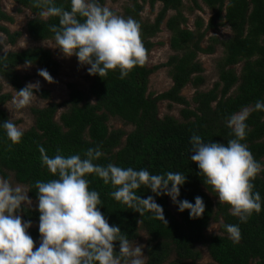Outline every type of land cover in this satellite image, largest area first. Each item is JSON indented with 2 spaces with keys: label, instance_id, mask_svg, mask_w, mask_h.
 <instances>
[{
  "label": "trees",
  "instance_id": "1",
  "mask_svg": "<svg viewBox=\"0 0 264 264\" xmlns=\"http://www.w3.org/2000/svg\"><path fill=\"white\" fill-rule=\"evenodd\" d=\"M23 9L29 10L35 18L26 25V31L34 42L54 41L50 25H58L57 18L43 21L39 18L40 9L33 6L34 0H11ZM106 0H100L105 4ZM116 2L118 0H111ZM185 0H132V7L125 10L140 25L141 40L149 54L153 44L151 39L160 31L167 14L174 15L165 21V27L171 34L169 47L173 55L161 66L169 69L172 87L167 92L152 97L147 95L149 76L158 68L147 69L146 65L134 67L121 79L119 70L109 72L105 77L93 75L88 93L69 86L68 100L61 104H49L43 109H32L33 127L24 132L21 141L12 144L0 128V176L8 178L12 174L16 183L22 184L28 196L37 202V180L54 179L42 166L39 146H43L49 156L57 150L65 156L79 154L83 158L90 147H99L103 155L96 163H113L120 167H133L149 170L152 174L169 171L186 175V183L180 188L179 200L194 202L196 196L202 197L205 211L198 219L189 217L188 211L176 215L169 209V197L155 195L147 188H141L137 194L141 198L152 196L163 207L167 224L154 218L151 210L137 213L112 197L114 188L105 185L95 176H89V188L100 195L101 213L110 225L119 226L129 240L136 242L140 232L147 239L146 264H198L201 252L197 246L204 247L211 259V264H264V171L253 181L254 191L259 192L262 209L253 213L246 223L229 213L227 205L214 206L208 194L211 188L205 186L199 176L197 165L191 162L190 138L195 133L204 142L227 144L232 139L231 129L227 127L228 118L243 107H252L257 101H264V0H202L205 7L213 13L208 26L201 33L202 21L197 19L195 32L183 29L187 19L182 7ZM200 9L197 0H189ZM1 2V0H0ZM57 6L69 9L68 0H55ZM162 5L152 24L141 23L140 13L145 5L152 9L155 4ZM2 20H12L3 13ZM224 20L232 37L223 42L212 39L213 47L206 50L201 42L207 33L214 29L215 21ZM0 32L7 38L8 45H15L21 33H10L0 27ZM224 49V57L218 63V83L206 92L198 89L204 80L200 76L201 65L197 62L199 53L212 54L214 46ZM46 69L51 76L59 73L60 66L52 54L43 48H31L22 52L2 53L0 47V79L13 90L24 88L16 69L28 64ZM241 65L239 75L235 67ZM191 85L196 91L192 98L194 109L180 95ZM1 90V88H0ZM232 91H234L232 93ZM44 98L47 94L38 93ZM11 100L10 94L0 92V122L8 120L3 106ZM166 101L184 106L180 111L182 121L171 116L158 117V103ZM60 114L58 122L57 113ZM118 119L133 130L126 133L110 130L109 120ZM247 144L253 157L263 163L264 159V111H253L246 121ZM170 187V186H169ZM207 187V188H206ZM19 211L22 221H30L36 228H30L33 241L40 239L38 232L39 213L22 206ZM239 224L241 240L233 243L224 232L209 235L205 233L211 223ZM119 243L114 242V252L118 253Z\"/></svg>",
  "mask_w": 264,
  "mask_h": 264
},
{
  "label": "clouds",
  "instance_id": "2",
  "mask_svg": "<svg viewBox=\"0 0 264 264\" xmlns=\"http://www.w3.org/2000/svg\"><path fill=\"white\" fill-rule=\"evenodd\" d=\"M68 3L69 9H65L57 6L55 0H34L33 6L40 9L41 20L58 19V25L49 26L54 34V46L43 42L45 46L59 49L65 57L75 56L81 66H88V75L100 78L119 70L123 79L134 67L145 64L148 53L136 20L119 15L100 0H68ZM22 40L26 47L25 38ZM38 75L48 83L53 82L46 69H40ZM38 89L39 82L27 84L15 91L13 103L21 109L31 105ZM253 111H264V101L243 107L228 118L227 127L233 138L226 145L204 142L195 133L190 138L191 162L197 165L203 183L240 223H246L253 213L259 214L262 209L261 196L254 191L253 181L264 171V163L257 161L243 142L246 121ZM0 128L12 144L19 143L24 135V129L12 119L0 122ZM38 151L42 166L55 177L37 180L34 185L39 246L35 247L28 232L31 222L22 221L18 211L32 204L30 191L0 176V264H146L143 246L129 240L119 226L110 225L101 213L100 195L90 190L89 176L110 184L114 188L111 193L114 200L135 208L139 214L151 210L154 218L165 225L163 207L152 196L141 198L137 194L141 188L157 196H168L179 212L188 211L192 219L200 218L205 211L200 196L194 202L178 199L187 179L180 172L152 174L144 168L102 165L96 163L103 155L98 146L88 148L83 158L79 154L65 156L59 150L49 156L43 146ZM221 227L233 243H239V224L221 221L211 223L208 230L217 232ZM114 242L119 243L118 253L114 252ZM205 261L206 257L201 264Z\"/></svg>",
  "mask_w": 264,
  "mask_h": 264
},
{
  "label": "rangeland",
  "instance_id": "3",
  "mask_svg": "<svg viewBox=\"0 0 264 264\" xmlns=\"http://www.w3.org/2000/svg\"><path fill=\"white\" fill-rule=\"evenodd\" d=\"M198 9L193 2L189 0L183 1L182 12L183 16L187 19V23L183 26V29H187L189 31L195 32L196 26L195 23L197 19L202 21L201 33L205 31L208 26L209 20L213 16V13L209 11L205 5L202 3V0H197ZM105 4L117 12L119 15H122L125 18L132 17L131 14H126L125 10L132 7V0H118L116 2H112L111 0H106ZM162 5L160 3L155 4L152 9L148 4L143 7L142 12L140 13V22L145 24H152L155 21V18L159 11L161 10ZM3 13L6 17L10 18L12 22L2 20L0 18V27L7 28L10 33H21V37L17 40L16 44L11 46L7 44L6 36L0 32V47H2V53L5 52H22L31 48H43L49 51L52 54L53 59L59 64L60 69L59 73L56 76H52L53 82L48 83L43 80L38 72L40 67L30 64L21 65L16 69V73L19 76L23 86L25 87L29 83H37L39 82V89L34 92L36 95V99L32 102L31 105L18 108L13 103V98L15 97L14 90L2 79H0V92L1 94H10L11 100L8 101L4 106L3 110L6 112L9 119H12L14 123L24 129V132L33 127L34 118L31 114L32 109H43L47 107L49 104H61L68 100V96L70 93L69 86L76 88L77 90L88 93L89 87L91 84L92 76L88 75L87 67L81 66L76 57H65L59 51V49L45 46L48 44L49 46H54V41H46V42H34L28 32L26 31L27 23L35 18L29 10L21 8L15 2L11 0H1L0 2V14ZM31 14V15H30ZM173 12H169L167 14L166 20L173 16ZM165 20V21H166ZM165 21L161 25V31L150 41L153 44L150 53L148 54V58L145 62L147 69L155 70L148 78L147 85V95L152 96L153 98L161 95L172 87V81L169 76V69L162 68L170 56L173 55V52L170 50L169 42L171 38V34L165 27ZM214 25L216 26L214 29L210 30L206 37L201 42V47L203 50H206L208 47H213L212 39H216L219 42H223L232 37V33L230 29L224 25V20L215 21ZM22 37L25 38L26 47L24 46ZM224 57V49L220 45L214 46V52L212 54L199 53L197 56V62L201 65L202 73L200 76L203 78L204 83L198 89L200 92H206L213 88V86L218 83V70L217 65ZM236 73L239 75L241 70V65L235 67ZM195 89L191 85H187L180 93L182 97L186 99L189 104L190 109H194L192 98L195 94ZM44 92L47 94V97L40 96L38 93ZM234 91H232L233 93ZM158 117L161 119L165 116H171L178 121H182L180 117V111L185 109L184 106H180L177 104H172L166 101H161L158 104ZM65 109L60 110L57 113L56 121L58 122L59 116L63 113ZM108 126L110 130H121L126 133H129L133 130V127L127 126L122 123L118 119L111 118L108 122ZM264 163V159H263ZM8 178L13 184H16L14 177L12 174H7ZM26 189V188H25ZM27 190V189H26ZM210 199L212 200L214 206L218 204V199L215 196V193L208 194ZM30 198V197H29ZM31 199V198H30ZM32 200V199H31ZM220 204V203H219ZM224 205V204H222ZM27 208L32 210H37V202L32 200V204ZM169 209L171 212L176 215L177 211L175 208V204L169 198ZM221 222V221H220ZM216 223V224H220ZM35 224L31 225V228H36ZM209 229V228H208ZM220 229V228H219ZM219 229L217 232L215 230L206 231V235H218L220 234ZM147 235L144 232H140L139 239L135 242L136 245L143 246V255L146 257V247H147ZM40 240V239H39ZM39 240L34 241L35 247L39 246ZM35 247L33 251H35ZM197 250L201 252L202 258L198 262L201 264V261L205 259V264H211V259L207 254V251L204 247L198 245ZM173 261V258L166 264H169Z\"/></svg>",
  "mask_w": 264,
  "mask_h": 264
}]
</instances>
